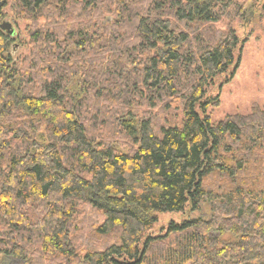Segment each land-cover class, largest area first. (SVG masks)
Returning <instances> with one entry per match:
<instances>
[{"label":"trees","instance_id":"1","mask_svg":"<svg viewBox=\"0 0 264 264\" xmlns=\"http://www.w3.org/2000/svg\"><path fill=\"white\" fill-rule=\"evenodd\" d=\"M13 2L45 24L31 32L41 55L24 67L7 55L11 37L0 27V255L31 264H264V108L217 122L209 114L219 98L208 87L237 67L241 43L213 26L239 3ZM99 12L114 17L111 27L94 29ZM205 203L209 219L171 223L173 243L146 235L159 214ZM84 206L109 244L72 239Z\"/></svg>","mask_w":264,"mask_h":264},{"label":"rangeland","instance_id":"2","mask_svg":"<svg viewBox=\"0 0 264 264\" xmlns=\"http://www.w3.org/2000/svg\"><path fill=\"white\" fill-rule=\"evenodd\" d=\"M4 0H0V4ZM242 7L239 13H232L225 16L220 22L213 27L217 30L233 29L240 38V46L236 50V64L223 75L218 76L208 87V96L219 98V105L212 107L209 114L212 120L217 122L224 119L228 115H246L249 114L255 105L264 108V0H234ZM2 23L8 22L10 30V45L7 55L21 66H25L27 59H34L38 53L36 45L31 38V32L35 29L42 28L45 24L42 19H34L32 16L20 12L15 7L13 0H9L4 9ZM102 17V18H101ZM99 19L100 25H97ZM114 17L109 13H101L98 15L92 13V23L96 27L94 29L109 28L114 22ZM102 21V22H101ZM1 23V24H2ZM103 26V27H102ZM9 29L4 30L8 33ZM115 109V108H114ZM140 111L146 108H140ZM148 111V110H147ZM155 112V111H154ZM102 128V127H101ZM100 128V129H101ZM100 135L103 137L108 135L103 131ZM122 148L127 150L121 138H117ZM123 141V142H122ZM120 145V144H119ZM121 148V146H120ZM89 211V213H87ZM211 216V208L208 203L203 204L198 211H192L190 207L182 212H169L158 215V221L147 231L146 235L154 237H165L171 223H182L191 218L209 219ZM92 210L87 206L79 208V228L74 227V242L83 248L101 247L109 244L110 238L102 237L95 234L97 219L93 217ZM85 219V220H84ZM78 221V223H80ZM211 236L219 238L223 243L227 244L237 240L231 233L220 235L218 232L211 231ZM175 234L168 238L160 239L163 243L170 244L175 241ZM34 257H36L34 255ZM35 260H37L35 258ZM36 264L38 262L35 261ZM0 264H31L28 259H13L4 255H0Z\"/></svg>","mask_w":264,"mask_h":264},{"label":"water","instance_id":"3","mask_svg":"<svg viewBox=\"0 0 264 264\" xmlns=\"http://www.w3.org/2000/svg\"><path fill=\"white\" fill-rule=\"evenodd\" d=\"M0 27H1V29H3V30L9 29V30H8V34H10V35L13 34V30H12V29L10 30V24H9L8 22H4V23H2Z\"/></svg>","mask_w":264,"mask_h":264}]
</instances>
